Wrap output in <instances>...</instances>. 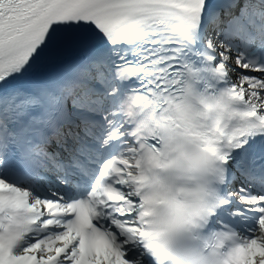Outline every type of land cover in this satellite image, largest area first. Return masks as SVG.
<instances>
[{"label": "snow or ice", "instance_id": "1", "mask_svg": "<svg viewBox=\"0 0 264 264\" xmlns=\"http://www.w3.org/2000/svg\"><path fill=\"white\" fill-rule=\"evenodd\" d=\"M238 4L0 0V264H156L133 236L139 141L119 109L187 79L231 102L203 227L230 241L222 264H264V56L225 38Z\"/></svg>", "mask_w": 264, "mask_h": 264}, {"label": "clouds", "instance_id": "2", "mask_svg": "<svg viewBox=\"0 0 264 264\" xmlns=\"http://www.w3.org/2000/svg\"><path fill=\"white\" fill-rule=\"evenodd\" d=\"M181 88L165 102L144 93H127L121 101L119 110L139 141L128 169L140 204L133 236L156 264H222L230 241L203 225L205 210L221 195L216 170L222 145L215 128L228 125L231 102L192 79Z\"/></svg>", "mask_w": 264, "mask_h": 264}]
</instances>
